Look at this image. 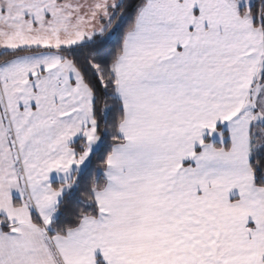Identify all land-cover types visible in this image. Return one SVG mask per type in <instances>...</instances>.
I'll use <instances>...</instances> for the list:
<instances>
[{
    "label": "snow or ice",
    "instance_id": "6c2138e0",
    "mask_svg": "<svg viewBox=\"0 0 264 264\" xmlns=\"http://www.w3.org/2000/svg\"><path fill=\"white\" fill-rule=\"evenodd\" d=\"M0 264H264V0H0Z\"/></svg>",
    "mask_w": 264,
    "mask_h": 264
}]
</instances>
